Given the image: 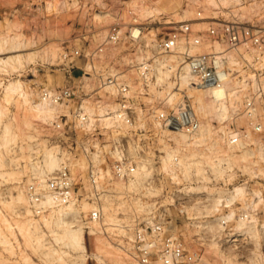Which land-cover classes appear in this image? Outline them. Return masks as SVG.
Here are the masks:
<instances>
[{
	"label": "built area",
	"instance_id": "2783aa9c",
	"mask_svg": "<svg viewBox=\"0 0 264 264\" xmlns=\"http://www.w3.org/2000/svg\"><path fill=\"white\" fill-rule=\"evenodd\" d=\"M231 14L227 12L226 15L231 19L212 22L203 33L194 31L192 24H183L167 38L158 41L155 47L161 53H167L182 39L189 46H209L210 50L202 53H182V61L195 75L197 85L220 88L232 78H243L247 83L246 97L237 115L239 118L244 116L246 124L232 121L225 146L229 149L254 146L251 138H256L264 147V27L239 21L235 14V17ZM127 25V36L134 41L140 39L133 36L132 28L142 26L136 22ZM122 27L121 24L113 25L105 41L86 57L93 62L105 46L120 41ZM215 44H221L222 48L214 49ZM231 53L236 55L241 67L231 64ZM83 56L84 53L76 49L65 52L63 59L68 61ZM155 59L156 56L136 65L135 83L117 73L98 75L97 89L89 91L85 75L79 78L72 75L64 87L40 91L39 99L70 107L69 111L57 114L52 121H45V126L57 133L66 146L80 148V153H66L64 165L44 181H39L36 174L31 175L25 191L29 210L37 219L71 203H90L92 208L81 212L75 222L105 235L139 264H197L202 261L203 252L185 242L184 232H178L175 225L185 221L197 223L198 218L190 216L186 209L201 203L209 204L208 198L202 195L193 199L192 193L187 191L193 179L177 178L182 176L177 155L172 162L174 172L164 170L163 163L165 146L170 149L176 146L175 134L193 137L201 128V118L193 99L179 90L180 75H174L173 83L174 92L181 93L183 97L181 103L171 109L161 105L149 116L139 112V97L157 83ZM112 85L114 91L109 92L107 88ZM101 91L107 92L111 96L110 101L116 104L115 108L108 106L106 111L112 124H107L106 118L100 115L91 116L85 108L87 101ZM76 161L84 163L83 171L74 172ZM145 166L151 172L145 180V187L158 193L146 208H132V211L121 208L133 202L134 198H143V193L131 189L130 183L135 180L139 169ZM80 174H85L86 181H80L77 177ZM118 182L123 186L118 187ZM251 183L245 184V201L233 199L235 188L227 186L214 217L222 230L219 236L214 237L223 239L236 249L246 264H264V180L258 182L259 185ZM177 199L180 206L177 215L168 216L169 208L177 207ZM108 203L117 209L111 224L106 219L105 206ZM232 211L233 218H228ZM206 230L207 227L196 237L208 238Z\"/></svg>",
	"mask_w": 264,
	"mask_h": 264
},
{
	"label": "rangeland",
	"instance_id": "374dc122",
	"mask_svg": "<svg viewBox=\"0 0 264 264\" xmlns=\"http://www.w3.org/2000/svg\"><path fill=\"white\" fill-rule=\"evenodd\" d=\"M244 2L246 6L251 4L259 6L257 14L249 17L250 19L237 17L230 6L221 4L219 7H207V9L203 2L194 3L192 0H0V36H7L10 39H13V37L19 38L17 39L19 42L16 39L13 41L16 43L23 41L24 43L22 42L23 45L22 48H19V51L26 54L23 55L24 63L21 65L14 64L11 66V64H8V66L5 64L7 67L3 63V65H0V108L3 112L0 117V264H139L120 250L105 235L93 232L85 226H82V228L87 251L82 252V254L81 251L67 247L63 241L56 239V236L61 233V228L55 223L45 224L43 217L37 219L30 212L27 215L24 204L17 199V196L21 190H25L30 176L35 175L32 165L34 163L35 165L39 164L37 160L40 157L39 154L43 152L44 140L58 139L62 144L63 151L68 155L80 153V148L77 146H66L57 133L55 134L47 129L45 126L46 122L37 117V114L25 103L22 96L17 93L6 95L5 86L9 82L20 80L26 89L34 91L35 97H38L36 100H38L39 95L37 94H40L43 88L54 90L64 87L72 75H76L79 78L80 75L90 73L89 75L95 79L96 88L98 87L96 78L98 75L117 73L125 75L124 77L135 83L137 75L135 68L139 62L131 63L130 59L136 60L141 56L138 49L143 47L146 54L143 55L146 56V60H150L154 56L180 55L173 50L161 53L155 45L161 39L167 38L174 30L180 29L183 24H192L194 31L203 33L213 24L212 22L223 18L231 19L225 14L230 12V14L232 13L231 17L236 16L235 19L239 21L264 27V0H244ZM152 4L155 7L157 6L156 8L160 9L159 11L161 12L158 14L155 12V16H146L144 18L146 10ZM234 9L237 8L235 7ZM201 18L205 22L202 28L197 25L201 23L199 20ZM120 21L140 24L138 26L143 27L140 40L134 41L128 37V29H124L123 37L120 41L113 43L111 46H105L104 52L97 57L98 59L93 62L90 61L86 55L90 51L96 50L105 41L110 28L119 24ZM126 26L129 25L126 24ZM9 45H7V48ZM182 48L183 46H181L180 50ZM202 48L206 49L207 47ZM10 49L12 52L8 51L7 53L8 49L6 50V48L4 53L0 52V58L18 52H14L16 49L9 47ZM54 49L57 50L55 59L48 57L44 53L46 52L45 50L49 52ZM76 49H80L84 56L68 61L63 59L65 52H73ZM197 50L198 48L194 51ZM205 51L202 50V52ZM32 53L40 54V56L37 55L38 57L35 59L27 61L25 57ZM177 58L173 59L175 60L173 63H177V67L180 68L182 60L180 62L181 57L178 56ZM92 64L95 67L94 69ZM89 66L91 68L88 69ZM179 70L177 68V70H173L174 72L169 73L172 82H174V75H180ZM169 76L164 80L165 82L167 81L166 83H156L150 87L148 92L144 93L145 95L139 97V104L142 105L139 106V112L144 111L149 116L155 110L154 105L159 106L158 109L161 108V105H164V99L160 95L158 97V94L164 91L167 88L165 85L168 86L167 84L171 82ZM181 91L187 93L185 90ZM103 98L108 99L109 97H105L103 94ZM171 108L173 107H169V109ZM233 116L235 117L236 115ZM233 116L223 123L213 119L211 121L213 127L216 130H228L232 121L239 125L246 124L244 118H234ZM6 124L11 126V131L8 133L10 141L8 142L4 139V135L7 134L4 133ZM22 126L23 128H21ZM29 136H31V139ZM222 146L223 150L233 151V149L231 150L225 146V142L222 143ZM44 147L46 152L48 148L45 145ZM235 149V153H241L240 150L242 149ZM254 158L252 159L254 160ZM64 163L65 157H61V167ZM244 163L245 160L241 157H234L232 168H228L223 173L215 174L213 169L206 165L205 168L203 167L205 169V172H203L211 178L208 181L199 180L197 176L200 174H192L193 177L191 179H193V182H189L191 186L204 184L211 191L210 194L208 191V193L203 192L202 194L194 192L191 194L193 199H196V197L199 199L202 195H205L209 204L201 203L202 213L198 216L194 215L198 218L197 223L185 221L181 225L175 226L178 232H184L186 236L185 242L201 249L203 252V259L197 264H246L244 259H241L240 255H238L236 249L227 245L223 239L214 237V235L219 236L222 230L220 228L221 225H217L216 221H214L216 210L213 213H207L212 207V198L218 197V192H220L219 194H224L228 185L231 188L242 184L245 185L249 182L259 185L260 183L258 182L264 180V164L262 162L259 164L261 168L259 175L252 174L251 171L246 170L243 167ZM194 173L196 174V172ZM77 177L80 181H86L85 174L77 175ZM178 179L187 178L182 173V176ZM117 186L120 187L119 185ZM136 191L137 193H143L141 200L148 203L152 202V197L158 193L153 190L144 192L142 189ZM246 197L247 190L245 195L238 200L245 201ZM137 200V198H134V203L131 202L133 205L129 204L131 209L130 207L128 209L132 210V207H137ZM170 200L168 202H171ZM177 202L178 199L176 200ZM28 207L29 204L28 206L26 204V208ZM179 207L178 203L177 207L171 206L168 210V216L177 215ZM192 207L188 209L192 211ZM79 208H82L81 204ZM188 209L186 210L187 212ZM89 210L90 208L81 209L80 212H88ZM190 211L188 213L192 216L191 214L194 213V210ZM30 218L33 219V222H39L40 230L35 231L33 225L28 223ZM107 221L110 224L113 223V220ZM206 227L209 237L198 239L196 235L200 234V231ZM218 232L219 234H217ZM39 235H43L42 242L38 241Z\"/></svg>",
	"mask_w": 264,
	"mask_h": 264
},
{
	"label": "bare ground",
	"instance_id": "6f19581e",
	"mask_svg": "<svg viewBox=\"0 0 264 264\" xmlns=\"http://www.w3.org/2000/svg\"><path fill=\"white\" fill-rule=\"evenodd\" d=\"M192 1L194 3L203 2L205 4L204 6L206 8L207 7L208 8L209 7L216 8V7H219L221 4L226 5V6H230L231 8H233V11L235 12L237 17H239V18L242 17L241 19L246 18V17L247 18L252 17L253 15L257 14L258 9H259V6L253 5V4H251L250 6H246L244 0H192ZM154 7L155 6H153V4L151 7L150 6L148 7V9L146 10V15L144 18H146V16L152 17L155 12L157 14L161 12V11H159L160 9L156 8L157 6L155 8ZM235 7L237 9H234ZM225 14L227 15V13H225ZM199 20L201 21V23H200L201 25L199 23L197 25L201 26V28H202V25H204L205 22H203L204 20H202V18ZM119 24H122V26H123L122 30L124 31V29L129 28L128 26H126V24H131V22L120 21ZM132 32H133L134 37L139 38V37H141V35L143 33V27L135 26L132 28ZM18 37H20V36L18 35ZM14 39H16V38L13 37V39H10L7 36L6 37L0 36V52L4 53L5 48H6V50L8 49L7 53H8V51L12 52L11 49H10L11 51L9 50V47L12 49H16V50H14V52L15 51L19 52V53L17 52L15 54H10V55L8 54L7 56H2L0 58V65L3 63L4 66L7 67L8 64H11V66H12L14 64L21 65L24 63L23 62V59H24L23 55H26V54L24 52H23L24 54L20 53V51H19V48L20 47L22 48V45H23L22 42L23 41L20 42L21 43L20 44V43H18L19 41L17 40L19 38L16 39L18 41L17 43L14 42L15 41ZM139 40L140 39H138L137 41H139ZM25 44H26V42H25ZM25 44H24V46H25ZM7 45H9L8 48H7ZM111 45H113V44H110L108 46H111ZM181 46H183L182 50H180ZM202 47H205V48L207 47V48L203 49ZM197 48H198V50L199 49H201V50L200 51L197 50L198 52L194 51ZM213 48L218 50V49L222 48V45L221 44H215V46ZM27 50H29V49L27 48ZM104 50H105V48L103 49L102 52L99 53L98 56H100L104 52ZM202 50L203 51L210 50V47L207 46L206 44L190 45L189 46L182 39V40H180L178 45L173 49L174 52L176 51V53L180 54V55H173V54L172 55H163L161 57L158 56L155 59L154 67H155V75L157 77V83H161V82L164 83L165 82L164 80L169 76L170 72H174L173 70H175L176 68L180 69L179 70V72H180L179 90L187 91V94L194 101L196 112L201 117V128L196 135H194L193 137H187L184 134H175L174 137H175L177 145L171 149L168 147V145L165 146L166 155H165V159H164V163H163V169L166 171H169V172H174L175 169H174L172 162H173L174 156L177 155L178 158L180 159L179 168L182 171L185 178L191 179L193 177L192 174L193 175H199L200 174L199 176H197V178L199 180L208 181L211 178H209L208 176H206L204 174V172H205L204 168L206 167V165L209 168L213 169L214 174L215 173H223V172L227 171L228 168H232V166L234 164V157L239 156L243 160H245L243 167L246 168V170L251 171L252 174L259 175L260 170H261L259 164H260V162H262L264 164V147L258 142V139L251 138V141L253 143H255L254 146L250 145V146H246L244 148H238V147L230 148L231 150L233 149V151L223 150L222 143L226 141L229 130H222V129L216 130L213 127V124L211 122L213 119H217V120H219L220 123H223L225 120L230 119L233 115H236L235 117L233 116L234 118L237 117V115L239 114V111H241L243 100L246 97L245 91L247 90V83L245 82V80L243 78H241V79L232 78L231 80H229L225 85H223L220 88H214V89L202 88L200 85H197L196 77L190 71V68L186 62L182 61L180 68L177 67V63H173V62H175V60H173V59H178L177 58L178 56L181 57V59L179 60L181 62V60H183L182 53H184L185 51H189L191 54H196V53L202 52ZM45 51L46 52H44V53H46V55H48V57H50V58L52 57L54 59L56 58V56H57V50L56 49L50 50L49 52H47V50H45ZM138 52L141 54V56L136 60L135 59L133 60V58L130 59L131 63L136 62V61L140 63L143 60H145L146 54H145L143 47L139 48ZM146 52H149V51H146ZM143 54H145V55H143ZM37 55H38L37 53H32V54L26 56L25 58L27 61H31V60L35 59L36 57L40 56V54L38 56ZM46 55H44V56H46ZM46 58H47V56H46ZM47 60H49V59H47ZM230 60H231L232 65L241 67L240 62L238 61V59L234 53H231ZM51 61H52V59H51ZM180 62H179V64H180ZM5 64H7V65H5ZM92 66H93L92 68L94 69L95 67L93 64H92ZM0 68H1V66H0ZM89 68H91V67L89 66L88 69ZM171 68H173V69L171 70ZM89 74L90 73L85 74V79L87 81V89L89 91H94L97 89L95 87L96 82H95V79ZM169 80H170V76H169ZM167 85L168 86L165 85V87H167V88L164 91L159 92V94H158V97L160 95L164 99L163 100L164 105L162 106L163 108L169 107V106L170 107L171 106L172 107L177 106L179 103H181L183 101V97H182L181 93L174 92L175 84L171 81ZM107 89H109V92L114 91V85H112L111 87H109ZM4 90H5L6 95L17 93L18 95L22 96L25 100V103L29 105L31 110L34 111L37 114V117H39L42 121H49L50 122L56 118L57 114H59L61 112H67V111H69V108H70L69 106H65L63 104H55L49 100H43V99L42 100L41 99L36 100L38 97L37 98L35 97L36 95L33 93L34 91L32 92V91L26 89L23 82L20 80L9 82V84H7L5 86ZM106 93L107 92L101 91L99 93V95H94L93 99L87 101L85 108L91 116L100 115V116L106 118L107 124H112V120H110L106 116L107 115L106 111L108 110V106H110L111 108H115L116 104L113 101H110L111 96L106 94ZM103 94L105 97H109V98L104 99ZM37 95H39V93ZM101 97H102V99H100ZM153 107L155 109L158 108V106H155V105ZM141 113H142V115L145 114L144 111H141ZM2 114H3V112L0 108V117ZM240 117L245 119L244 116H240ZM245 121H246V119H245ZM22 123H24V122L22 121ZM28 123H29V121H28ZM28 123H27V125H28ZM10 128H11V126H9L8 124H6V127L4 128V130H5L4 133H7L6 135L8 136L7 137L6 135H4V139L6 140V142L10 141V138H9L10 136L8 135V133L11 131ZM21 128H23V126ZM29 138L31 139V136H29ZM44 145L48 148L46 150V152H45L46 148L44 147ZM44 145L42 147L43 152L41 154H39L40 157H38V160H37V161H39L38 162L39 164L35 165V163H34L32 165V168L35 171L34 174L37 173L36 175H37V178L39 179V181H44L50 174H52L54 171L59 169L61 167V157H65V155H66V152L63 151V147H62L61 142L56 138L44 140ZM235 148L242 149V150H240L241 153L240 154L235 153V151H234ZM250 157H252V158L255 157L256 159L254 158V160H253L252 158L250 159ZM83 169H84V163L76 161L75 166H74V172L79 171V170L81 172V171H83ZM148 169L149 168H147L146 166L141 167L139 169L135 180H133L130 183L131 189H133V190L142 189L144 192L145 191L146 192L152 191V189L145 188V180L151 175V172ZM194 172H196V174ZM216 176H217V174H216ZM179 177H177V178H179ZM117 185H119L120 187L123 186V184L120 182H118ZM246 190H247V188L244 184L236 186L235 189L233 190V199L242 198L245 195ZM188 191L191 193L195 192V193H201V194L203 192H207V191L209 192V194L211 193L208 186L204 185V184L200 185V186H191L190 188H188ZM219 193L220 192H218V194H217L218 197L212 198V207L210 210L207 211V213H213L214 210L217 209L219 199H220V197L223 196V194H219ZM17 199L22 204H24V206H25L24 208L26 209L25 211L27 213L28 212L31 213V211L29 210V207L26 208V204L28 206L29 200H28V196H27L25 190H21L18 193ZM133 203H131V204L133 205ZM136 203L138 206L132 207V208L143 209V208L150 206L148 202L142 201L141 199H138L136 201ZM80 204L82 205V208H79ZM200 205L201 204L194 205L191 208L192 211L194 210L193 211L194 213L191 214L192 216H194V215L198 216L202 213V206H200ZM129 207L131 209V206H129V205L127 206V204H125L121 208L128 209ZM88 208H90V209L92 208V205L88 202L71 203L67 206H62V207L53 209L51 214H49L47 216H43V221L45 224L55 223L57 226H59L61 228V230H60L61 233H59L56 236V239L58 241H63L65 246L73 248L75 250H79V251H81V253L86 252L87 250H86V245H85V235H84V230L82 228L83 225L77 224L75 222V220L79 217V215L81 213L80 212L81 209H88ZM188 208H190V207H188ZM130 209H128V210H130ZM105 210L108 213V215H107L108 219L107 218L106 219L114 221L115 220L114 217H116L115 212L117 211V209L113 206V204L108 203L105 206ZM189 211H190V209H188V212ZM192 211H190V212H192ZM188 214L190 215V213H188ZM27 215H29V213ZM112 215H114V217H112ZM233 216H234V211H232V214H229L228 218H233ZM109 218H113V219H109ZM28 223L30 225H33L35 231L40 230V226L38 224L39 222L38 223L33 222V219L30 218V219H28ZM208 223H210V222L208 221ZM209 226H211V225H209ZM239 226H241V224H238V227ZM213 227H214V225H213ZM220 228L222 229V226ZM217 234H219V232ZM42 236L43 235L38 236L39 242H42V240H43ZM65 253H67V252H65Z\"/></svg>",
	"mask_w": 264,
	"mask_h": 264
}]
</instances>
